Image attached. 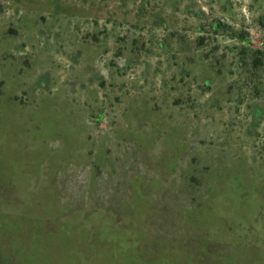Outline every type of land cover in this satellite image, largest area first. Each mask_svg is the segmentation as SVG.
<instances>
[{
  "label": "rangeland",
  "instance_id": "obj_1",
  "mask_svg": "<svg viewBox=\"0 0 264 264\" xmlns=\"http://www.w3.org/2000/svg\"><path fill=\"white\" fill-rule=\"evenodd\" d=\"M0 264H264V0H0Z\"/></svg>",
  "mask_w": 264,
  "mask_h": 264
},
{
  "label": "trees",
  "instance_id": "obj_2",
  "mask_svg": "<svg viewBox=\"0 0 264 264\" xmlns=\"http://www.w3.org/2000/svg\"><path fill=\"white\" fill-rule=\"evenodd\" d=\"M151 262H153V261H151Z\"/></svg>",
  "mask_w": 264,
  "mask_h": 264
}]
</instances>
